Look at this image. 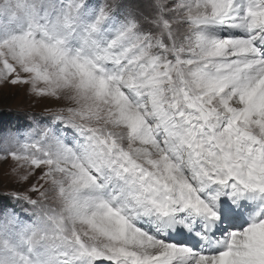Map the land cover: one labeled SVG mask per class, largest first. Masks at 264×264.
<instances>
[{
	"label": "snow or ice",
	"instance_id": "6c2138e0",
	"mask_svg": "<svg viewBox=\"0 0 264 264\" xmlns=\"http://www.w3.org/2000/svg\"><path fill=\"white\" fill-rule=\"evenodd\" d=\"M0 85V264H264V0H0Z\"/></svg>",
	"mask_w": 264,
	"mask_h": 264
},
{
	"label": "rangeland",
	"instance_id": "374dc122",
	"mask_svg": "<svg viewBox=\"0 0 264 264\" xmlns=\"http://www.w3.org/2000/svg\"><path fill=\"white\" fill-rule=\"evenodd\" d=\"M58 106L54 101L33 96L27 86L0 85V129L19 128L24 131L35 123H45L48 119L45 109ZM11 166V161H0V192L20 188L11 174ZM11 203L16 204L18 209L21 207L15 200ZM24 207L31 212V208Z\"/></svg>",
	"mask_w": 264,
	"mask_h": 264
}]
</instances>
